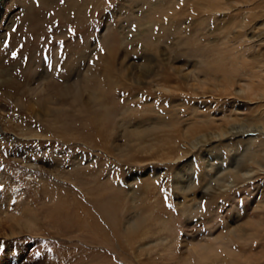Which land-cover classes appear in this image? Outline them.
<instances>
[{
  "label": "rangeland",
  "instance_id": "rangeland-1",
  "mask_svg": "<svg viewBox=\"0 0 264 264\" xmlns=\"http://www.w3.org/2000/svg\"><path fill=\"white\" fill-rule=\"evenodd\" d=\"M189 4L0 0V264H264V106Z\"/></svg>",
  "mask_w": 264,
  "mask_h": 264
},
{
  "label": "bare ground",
  "instance_id": "bare-ground-1",
  "mask_svg": "<svg viewBox=\"0 0 264 264\" xmlns=\"http://www.w3.org/2000/svg\"><path fill=\"white\" fill-rule=\"evenodd\" d=\"M6 1L4 0V3ZM185 2L190 3L189 5L192 7L191 10H187V8L185 10L197 19L196 44L200 45L199 48L202 51L210 53V58L216 59V63H224L227 67L221 65L216 71L217 73L219 72L218 78H216L220 81L219 90H221V96L226 97L227 100L237 98L242 99V101L245 100L240 97H245V99H249L247 100L250 101L251 105L255 103L254 100H258L261 102L259 105L264 106V0H185ZM191 2H194V4H191ZM214 21L222 24L220 26L221 29L207 34L208 27ZM220 36V40L215 45H205L207 44L204 43L205 41L215 40V38L217 39ZM198 82L199 87H202L204 90L210 89L208 85L205 87V81ZM244 106L245 104L241 108H235L234 111L244 110ZM198 108L201 109L202 107L199 106ZM258 119L255 118L256 124L260 123L262 125L263 122H261V119ZM235 121L237 120L231 121L233 124H231L229 130L220 129L221 131L218 134L211 136L222 138L228 134H234V132H238L236 135L243 134L240 131H244L245 129L238 126V121ZM210 122L214 123L212 120ZM258 129L260 127L258 128L257 126ZM262 129L264 133V127ZM256 139L258 138L256 137L252 140L255 141ZM207 143H209L207 137L200 136L193 143L191 142V149L188 150L182 147L183 152H185L175 160L170 161H179L185 155L192 153ZM133 180L139 181L140 178L137 177ZM221 235L217 238H222ZM200 259H202L200 264H208L207 257L205 258L204 256Z\"/></svg>",
  "mask_w": 264,
  "mask_h": 264
}]
</instances>
